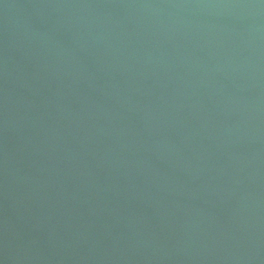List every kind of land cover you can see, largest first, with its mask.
Segmentation results:
<instances>
[{
	"label": "water",
	"instance_id": "obj_1",
	"mask_svg": "<svg viewBox=\"0 0 264 264\" xmlns=\"http://www.w3.org/2000/svg\"><path fill=\"white\" fill-rule=\"evenodd\" d=\"M0 264H264V0H0Z\"/></svg>",
	"mask_w": 264,
	"mask_h": 264
}]
</instances>
